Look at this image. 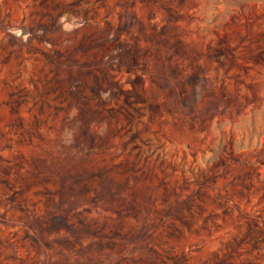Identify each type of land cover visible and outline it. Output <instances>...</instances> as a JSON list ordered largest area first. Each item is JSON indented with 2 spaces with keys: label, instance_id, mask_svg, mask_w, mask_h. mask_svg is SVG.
Listing matches in <instances>:
<instances>
[{
  "label": "rangeland",
  "instance_id": "374dc122",
  "mask_svg": "<svg viewBox=\"0 0 264 264\" xmlns=\"http://www.w3.org/2000/svg\"><path fill=\"white\" fill-rule=\"evenodd\" d=\"M0 264H264V0H0Z\"/></svg>",
  "mask_w": 264,
  "mask_h": 264
}]
</instances>
